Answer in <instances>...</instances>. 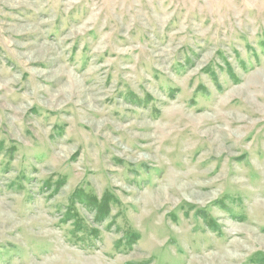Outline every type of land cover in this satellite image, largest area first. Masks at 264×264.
I'll return each instance as SVG.
<instances>
[{"label":"rangeland","instance_id":"1","mask_svg":"<svg viewBox=\"0 0 264 264\" xmlns=\"http://www.w3.org/2000/svg\"><path fill=\"white\" fill-rule=\"evenodd\" d=\"M0 264H264V0H0Z\"/></svg>","mask_w":264,"mask_h":264}]
</instances>
